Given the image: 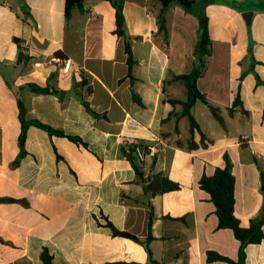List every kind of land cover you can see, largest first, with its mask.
Returning <instances> with one entry per match:
<instances>
[{
    "label": "crops",
    "instance_id": "crops-1",
    "mask_svg": "<svg viewBox=\"0 0 264 264\" xmlns=\"http://www.w3.org/2000/svg\"><path fill=\"white\" fill-rule=\"evenodd\" d=\"M253 1L257 7L245 13L214 0L194 14L172 5L165 43L152 0H124L130 71L111 0H82L69 19L66 0H0V198L7 200L0 202V264H43L44 248L54 264H229L209 261V252L238 262L240 242L218 228L200 180L229 161L235 216L243 227L260 217L264 86L255 74L264 81V0ZM197 13L208 16L212 49L197 81L209 105L193 106L200 131L192 135L182 107L170 100L187 98L174 76L194 67ZM215 14H223L224 31L233 22L244 29L249 17L253 45L242 31L234 39L215 37ZM56 58L70 61L68 72L51 62ZM238 96L241 105L230 114ZM20 105L26 120L64 133L29 126L21 159ZM155 140L164 150L141 165L140 182L123 149ZM162 178L179 189L160 192ZM151 219L150 257L143 242ZM107 222L141 242L113 234ZM244 264H264V239L245 247Z\"/></svg>",
    "mask_w": 264,
    "mask_h": 264
},
{
    "label": "trees",
    "instance_id": "trees-1",
    "mask_svg": "<svg viewBox=\"0 0 264 264\" xmlns=\"http://www.w3.org/2000/svg\"><path fill=\"white\" fill-rule=\"evenodd\" d=\"M112 4L116 10V30L115 33L123 37L125 39V52L127 54V61L129 65V70H132L133 65L135 64L131 44H130V37L126 34L125 31V20L123 15V2L124 0H111ZM154 3L159 5L157 10V23H158V32L163 34V39L165 43H168L169 32L166 26V17L165 13L166 10L162 8L160 3L157 0H152ZM227 3L232 4L229 0H225ZM82 0H79L77 3L74 0H66V18L69 19L72 13V10L75 7H80ZM188 13H195V8L186 9ZM198 22H199V29H198V40L196 44V48L194 51V67L192 71L188 74L174 76V80L182 84L186 91H187V98L185 101L181 100H170L172 105H180L182 107L180 117L187 118L190 126V133L193 135L195 130L200 131L198 123L196 122L193 114L192 108L197 101L205 103L209 105L206 97L203 93H201L197 87L198 79L203 75L207 68V57L211 55L212 49V42L209 35V19L205 13H197L195 14ZM57 56L60 54L57 53ZM253 65L251 71L253 72V66L256 63L254 58H252ZM255 78L258 85L264 86V81L261 80L258 74H255ZM34 92L48 94L50 93L49 88H39L35 87ZM84 106L87 108L88 111L96 115L89 109L88 104L83 101ZM233 106L230 108V114H233L234 107L241 105L239 96L234 100ZM210 109L214 115V117L218 121H222L221 116L219 115V110L215 107L210 106ZM244 113H246L244 111ZM19 119L21 122V133L19 136V144H20V155L19 159L25 156L26 152L24 150V143L26 139V131L29 126H36L40 129L45 130L50 135H60L64 136L62 131H57L51 128L48 125H45L37 120H26L25 118V111L24 108L20 105V113ZM203 137V134H202ZM69 140L74 143L80 144L85 146L86 144L79 138L73 136H67ZM192 147H196L195 144H192ZM130 151V150H129ZM129 151L123 149L125 154H128V157L131 161L132 167L136 172V176L138 181L143 182L145 173L143 171V167L137 164ZM201 188L206 191L210 195L211 202L215 207V214L218 219V228L219 229H230L235 238L240 242L239 248V260L238 262H234L233 260L221 256L215 252H209L207 259L209 261H222L227 262L229 264H244L245 258V247L249 244H258L264 239V232L262 227L264 226V206L259 218L253 219L250 221L248 227H243L240 224V221L234 214V206H235V177L231 170V164L227 161L225 167H219L215 170V172L211 176L204 175L200 180ZM179 189V185L167 178H162L161 180V189L160 192L165 193L169 191H175ZM7 201L6 199L0 198V202ZM151 223L152 219L148 225V237L146 238L145 242H143L145 249L149 256L151 257V252L149 249V242L152 239L151 235ZM108 227L111 228L113 234L126 237L132 239L136 242H141L137 237L127 233L117 230L110 222L106 224ZM41 260L43 264H54L53 257L49 254L46 248L43 249L41 254Z\"/></svg>",
    "mask_w": 264,
    "mask_h": 264
},
{
    "label": "rangeland",
    "instance_id": "rangeland-1",
    "mask_svg": "<svg viewBox=\"0 0 264 264\" xmlns=\"http://www.w3.org/2000/svg\"><path fill=\"white\" fill-rule=\"evenodd\" d=\"M209 0H203L200 3L196 4L194 8H198L199 6H201L202 4H205L206 2H208ZM232 4L227 3L225 0H214L215 3L220 4L221 6H226V8H231L234 11H242V12H246L248 11L250 8L252 7H257L254 6L253 4L256 3V1L253 0H229ZM152 4L154 5V7L158 10L159 5L157 3H154V1H152ZM228 16H229V11H227ZM231 16V14H230ZM232 17V16H231ZM223 23H224V16L223 14H215V17L213 18V24L215 25V37L218 38H227V39H234L241 31L244 34V38H247L249 43L253 45V26L249 25V23L246 21V25L243 26L244 29H240L241 25L233 22L230 25L227 26L226 31H224L223 29ZM241 32V34H242ZM249 53L252 55V50L250 48Z\"/></svg>",
    "mask_w": 264,
    "mask_h": 264
},
{
    "label": "built area",
    "instance_id": "built-area-1",
    "mask_svg": "<svg viewBox=\"0 0 264 264\" xmlns=\"http://www.w3.org/2000/svg\"><path fill=\"white\" fill-rule=\"evenodd\" d=\"M26 46V44H22ZM63 64L64 72H68L70 67V61H63L59 58L51 60V62ZM51 62H47V64H51ZM42 63L36 62L34 64L35 67H41ZM164 143L161 140H155V142L151 145L144 146L139 143H134L132 147L129 149L130 154H132L133 158L140 164L143 165L148 160H154L158 158L160 154L164 150Z\"/></svg>",
    "mask_w": 264,
    "mask_h": 264
},
{
    "label": "water",
    "instance_id": "water-1",
    "mask_svg": "<svg viewBox=\"0 0 264 264\" xmlns=\"http://www.w3.org/2000/svg\"><path fill=\"white\" fill-rule=\"evenodd\" d=\"M79 0H74L77 3ZM164 10H168L170 6L178 4L186 9H192L196 4L203 0H157ZM245 17V16H244ZM248 23H250V18L246 17ZM261 190L264 192V176H262Z\"/></svg>",
    "mask_w": 264,
    "mask_h": 264
}]
</instances>
